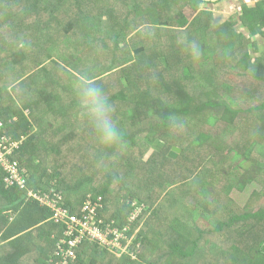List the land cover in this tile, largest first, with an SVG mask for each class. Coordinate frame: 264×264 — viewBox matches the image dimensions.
Returning a JSON list of instances; mask_svg holds the SVG:
<instances>
[{"label":"trees","instance_id":"trees-1","mask_svg":"<svg viewBox=\"0 0 264 264\" xmlns=\"http://www.w3.org/2000/svg\"><path fill=\"white\" fill-rule=\"evenodd\" d=\"M213 1L0 0V10L18 14L28 37L16 49L8 44L7 52L0 50V134L23 138L11 158L25 168L26 178L25 187L6 188L0 169V264H57L54 251L63 225L51 219L46 206L27 197L26 189L51 196L57 192L60 204L72 214L92 200L94 223L101 230L108 225L128 228L132 240L124 250L110 249L97 239L83 241L69 264H264V234L257 231L264 224V123L242 155H236L234 169H225L226 186L219 185L221 192L209 197L198 190L209 182L216 164L224 163L227 152L221 158L215 152L210 129L183 144L171 140L172 131L188 120L196 119L201 126L221 120L233 131L241 113L256 119L260 112L258 117L264 119V92L259 103L247 109L213 99L196 106L188 95L180 100V82L199 84L202 79L207 94L215 91L218 59L227 73L246 75L264 87V55L252 56L248 49L253 36L264 38V0L240 3L235 26L230 17L219 22L201 7ZM239 22L247 35L239 31ZM3 24L0 21V28ZM177 29H186L195 51L182 53L181 43L172 41L164 51L176 36L167 33ZM5 45L3 39L0 47ZM169 60L178 75L169 72L168 79L156 81ZM148 65L162 69L154 70L149 76L153 82L146 80L148 87L139 92L136 81L127 83V71L132 76ZM88 77L111 100L123 133L120 145H102L83 115L75 86ZM132 85H137L134 92ZM157 140L164 143L162 148L143 158ZM173 145L181 149L175 159L168 155ZM84 153L91 155V162L75 167ZM255 181L262 186L247 200V210L235 212L229 189L243 191ZM142 205L130 221L129 215ZM200 218L214 228L201 227Z\"/></svg>","mask_w":264,"mask_h":264},{"label":"rangeland","instance_id":"rangeland-1","mask_svg":"<svg viewBox=\"0 0 264 264\" xmlns=\"http://www.w3.org/2000/svg\"><path fill=\"white\" fill-rule=\"evenodd\" d=\"M253 1L249 0V1H246L245 3H247L246 5L248 6L252 4ZM213 2L214 3H211V4H204L201 7L209 11H212L214 14L215 13L218 14L219 18H221L220 21L218 20L219 22H224L226 21V19H228L227 17H230L228 21H230L234 25V23L236 22L235 20L237 18L236 17L237 12L241 11L242 4L241 5L240 3L235 4L234 0H231L232 3H230V1H227V0H222L220 2H218V0H214ZM8 13H10V15H8ZM17 15L18 14L16 13L14 14L10 10H7V12H3L2 10H0V21L4 23L3 26L0 28V43L3 41V39L6 42V45L4 47H0L1 51L6 50L7 52L8 49L10 48V47L7 48L8 44H11V48L16 49L15 48L16 46L28 41L27 35L22 31L24 30V23L19 24ZM239 26H240L239 31H244V33L247 35L248 31L244 29V27H242L241 22H239ZM185 30L186 29H177L174 31L169 30V32L167 33L168 36H171L172 34L176 36H174L171 40H168L169 44L167 43L166 45H164L165 46L164 51L168 50V47L171 41L172 43L173 42L181 43L182 45L181 51H183L182 53L195 51L197 49L196 45L193 41L188 42V38L186 37L187 31ZM9 33L10 35L7 36ZM214 38H216V35L214 36ZM211 39L209 38V40ZM216 40H219V39H216ZM251 41H252L251 43L250 42L248 43V49L251 50V55L252 56L260 55L263 57L264 55L263 36H261L260 34H257L256 36H253ZM140 48L141 47H138L136 48V50ZM218 62H219L220 67L219 65L216 66L217 79L215 80L216 81L215 86L211 89L215 91H212L211 93L207 94L208 92L205 88L206 82L202 79L199 80V84L196 82H192V81H188L187 83L180 82L179 85L183 88V90L178 92L180 96V100L184 99L188 95L191 97V103L195 104L196 106L201 105L204 99L205 100L213 99V100H219V101L225 100V101H229L228 104L231 105V107H241L242 109H247L249 107H253L256 104H258L264 92L263 85L261 83L256 82L251 77H248L246 75L239 74V75L234 76V73L233 75L231 73H227L224 69H222L223 65L225 64L223 60L218 59ZM26 63L27 65L30 64V62L28 61ZM157 65H159V63H157ZM168 65H169L168 69L167 70L163 69L162 71H160L162 69L160 66L159 67L156 66L155 69L151 70L150 65H148L147 67L140 68V70L137 71L132 76H130L129 74L130 70H129L127 71L128 78L126 79V81L127 83H132L136 81V83L140 86L139 87V92H140L141 90H144L145 88L148 87L146 80H148V82H153L149 78V76L154 70H156V72L157 71L163 72L156 81H163V80L168 79L169 72H172L174 75H178L179 69H177V66L173 63L172 60H169ZM14 68H16L15 69L16 71H19L18 69H20L21 67L20 65H16L14 66ZM71 71L75 74L81 75L78 72V70L73 67L71 68ZM100 76L102 77V75ZM104 79L105 81H103V84H107L106 77H104ZM222 83H228L232 87V89L225 87V85H222ZM132 87L133 89L131 90V92H134L136 90L135 88L137 87V85L135 86L132 85ZM9 89L12 93L14 92L11 88ZM153 91H156L159 93L157 89ZM174 94L178 95L176 93ZM188 96H187V99H188ZM18 104L20 105L19 102ZM221 110L222 109L219 110V113H221L220 112ZM24 112L28 113V110L25 108ZM258 113L261 114L260 112ZM259 114L257 115V118L255 119L254 117L256 115L248 117L247 112L245 114L241 113L240 117L236 119L234 122L236 125V128L233 131H231L232 128L226 127L225 126L226 124L221 120H218L217 123L213 126L206 125V124H202L201 126L199 124L197 125L196 119L188 120L186 125H181L180 128H176L172 131L171 140L173 139L172 140L173 142H178V143L182 142L183 144L187 139L194 138L199 133V131L201 130L207 131V129H210L211 135L218 139V141L216 138L214 139V146L217 149L215 152H218L220 158H221V154L227 152L226 157L224 159V163L216 164V167H214L212 170L211 176L209 178V182H207L206 185H203L198 190V193L196 192L197 194L201 195L202 197L214 196V194H216L217 192H221L219 190V185H221V188H224L226 186V181H228V179H227V176L225 178V176L222 174L224 173L225 169L228 168V165H229V169H232V170L234 169L233 168L234 165L237 164L235 160L238 156L236 155L238 154L242 155L241 152L250 145L251 143L250 139L255 135V132H256L255 130H258L261 127L262 125L261 123H264V119H261L258 117L260 116ZM14 118H15V115H12V119ZM163 144L164 143L160 140H157L154 143H152L149 146V148L146 150L145 154L143 155V158H146L153 151H156V152L159 151L162 148ZM173 146H176L180 149V146L178 145H173ZM228 148H230V151H227ZM199 151H201L200 156L203 157L202 156V153H204L203 149H200ZM180 152H181V149H180ZM180 152L178 153V155L180 154ZM83 155L81 156L80 159L77 158L74 161L75 167L83 168L84 167L83 163L87 164L91 162L92 160L91 155H89L88 153H84ZM253 155H256V153H253ZM200 156H197V157L200 158ZM89 169L90 168H86L87 171H89ZM249 170L251 169L249 168ZM261 186L262 185L257 181L248 184L243 191H239L237 190V188L232 186L229 189V192L227 193V195H228V199L232 201L231 207L233 206V208L235 209V212L243 213L244 211H246L247 210L246 208L247 200L250 198L253 191L260 189ZM217 197L220 198L219 196ZM256 207L257 206L253 207L252 209H255ZM138 208H141V206H139ZM213 208L214 210H216L217 206ZM160 212H162V210H160ZM147 215L148 214H146L144 217H146ZM220 218L222 220L226 219V217L222 216L221 214H220ZM197 223L205 229L214 228V226L211 223H209V221L206 220L205 218L198 219ZM259 227L260 228H258L257 231H260L261 233L264 234V224L260 225ZM210 238L213 239L214 237L211 236ZM131 240H132V237H128V241H125L124 245L125 246L129 245L131 243ZM204 240L205 239L203 238L202 239L203 243H204ZM208 241H211V240H208ZM205 244L208 245L207 242ZM123 249H125V247ZM169 261L171 262L173 260L169 259ZM174 263L175 262L173 261V264Z\"/></svg>","mask_w":264,"mask_h":264},{"label":"built area","instance_id":"built-area-1","mask_svg":"<svg viewBox=\"0 0 264 264\" xmlns=\"http://www.w3.org/2000/svg\"><path fill=\"white\" fill-rule=\"evenodd\" d=\"M1 126L2 120L0 119ZM22 139V137L15 139L10 135L0 134V169L4 172L2 181L6 188L14 185L20 188L26 186L25 168L20 167L18 161L11 158L19 148ZM26 195L34 198L40 206H46L52 214L51 219L55 223L63 225L62 234L56 242L54 251V255L58 257L57 264H69V262L74 261L75 248L83 241L88 242L97 239L101 245L110 249L121 248L124 250L125 245L122 244V241H128L126 234L128 228L120 229L117 226L108 225L104 230H101L94 223L96 220V203H93L92 200L85 202L81 212L72 214L68 208L60 204L61 195L57 192L51 196L45 191L26 189ZM139 211L140 208L137 207L128 219L134 220ZM111 222L113 223L112 220Z\"/></svg>","mask_w":264,"mask_h":264},{"label":"clouds","instance_id":"clouds-1","mask_svg":"<svg viewBox=\"0 0 264 264\" xmlns=\"http://www.w3.org/2000/svg\"><path fill=\"white\" fill-rule=\"evenodd\" d=\"M76 94L83 115L98 141L107 147L120 145L123 133L113 115L109 96L90 77L76 83Z\"/></svg>","mask_w":264,"mask_h":264},{"label":"water","instance_id":"water-1","mask_svg":"<svg viewBox=\"0 0 264 264\" xmlns=\"http://www.w3.org/2000/svg\"><path fill=\"white\" fill-rule=\"evenodd\" d=\"M206 1H208V0H206ZM139 50V49H138ZM180 152V149L178 148V147H176V146H172L171 148H170V150H169V152H168V155L171 157V158H173V159H175L177 156H178V153Z\"/></svg>","mask_w":264,"mask_h":264},{"label":"crops","instance_id":"crops-1","mask_svg":"<svg viewBox=\"0 0 264 264\" xmlns=\"http://www.w3.org/2000/svg\"><path fill=\"white\" fill-rule=\"evenodd\" d=\"M227 1H230V3H232L231 2V0H227ZM245 1H249V0H245ZM251 1V0H250ZM234 2H235V4H237V3H242V2H244V0H234ZM215 18L217 19V20H221V18H219V16H218V14H216L215 13ZM223 18V17H222Z\"/></svg>","mask_w":264,"mask_h":264}]
</instances>
